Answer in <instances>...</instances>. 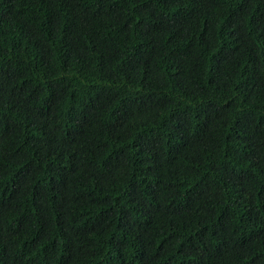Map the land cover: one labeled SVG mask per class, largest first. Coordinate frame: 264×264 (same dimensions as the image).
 Wrapping results in <instances>:
<instances>
[{
  "label": "trees",
  "instance_id": "16d2710c",
  "mask_svg": "<svg viewBox=\"0 0 264 264\" xmlns=\"http://www.w3.org/2000/svg\"><path fill=\"white\" fill-rule=\"evenodd\" d=\"M0 264H264V0H0Z\"/></svg>",
  "mask_w": 264,
  "mask_h": 264
}]
</instances>
